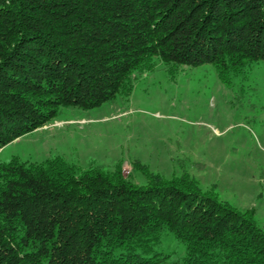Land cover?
<instances>
[{"label":"trees","instance_id":"1","mask_svg":"<svg viewBox=\"0 0 264 264\" xmlns=\"http://www.w3.org/2000/svg\"><path fill=\"white\" fill-rule=\"evenodd\" d=\"M264 60V0H0V149L66 106L129 95L157 61L212 64L224 83ZM81 170L62 156L0 161V264H264L253 214L141 163Z\"/></svg>","mask_w":264,"mask_h":264},{"label":"rangeland","instance_id":"2","mask_svg":"<svg viewBox=\"0 0 264 264\" xmlns=\"http://www.w3.org/2000/svg\"><path fill=\"white\" fill-rule=\"evenodd\" d=\"M14 156L30 162L62 156L81 170L121 164L137 184L147 179L135 162L165 178L188 173L202 191L253 214L264 230V60L231 83L209 63L171 74L157 61L129 95L91 109L63 107L0 149V161ZM154 251L167 264L186 254L169 231Z\"/></svg>","mask_w":264,"mask_h":264}]
</instances>
